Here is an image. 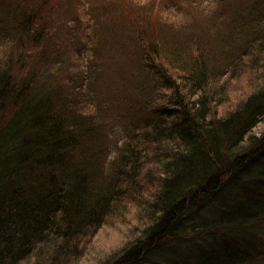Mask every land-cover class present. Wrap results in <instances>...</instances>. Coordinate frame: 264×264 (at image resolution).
<instances>
[{
	"label": "trees",
	"instance_id": "obj_1",
	"mask_svg": "<svg viewBox=\"0 0 264 264\" xmlns=\"http://www.w3.org/2000/svg\"><path fill=\"white\" fill-rule=\"evenodd\" d=\"M72 1L0 0V264H264V0Z\"/></svg>",
	"mask_w": 264,
	"mask_h": 264
},
{
	"label": "rangeland",
	"instance_id": "obj_2",
	"mask_svg": "<svg viewBox=\"0 0 264 264\" xmlns=\"http://www.w3.org/2000/svg\"><path fill=\"white\" fill-rule=\"evenodd\" d=\"M66 1L73 2L72 0H66ZM90 1L91 0H78L80 5L83 6L81 9H84L85 11L87 10L86 8H88ZM141 1L146 2V3L154 2L155 6L160 8L162 5L170 4L172 0H141ZM174 1L181 6L180 10L183 12L182 17L188 14L186 16L187 19L193 20V21L197 19L198 21H200L202 29L208 28L213 24L217 25L216 21H218V23L221 26L220 19L223 16H225L226 17L225 20H228L229 18L228 15L231 13L232 8H234L235 6L234 5L235 0H226V3H228V7H230V9L224 10V13H221L222 7L221 6L217 7V2H216L217 0H174ZM122 2L123 0H105L103 6L106 7V5L108 4L109 8H112L116 4L120 5ZM75 3H72L71 5H75ZM84 14L85 12L82 15ZM173 15H175L176 18L179 17L176 14H173ZM108 17L109 15L107 14L106 18L105 17L101 18L98 24H96V21H94L92 23L93 26L90 30H94V31L98 30V33H99L101 29L102 30L105 29L110 24L109 21H106ZM115 17L117 18V15ZM230 17H231L230 21L232 20H233L232 22L237 21L233 13L230 14ZM184 21H186V19H184ZM220 26H219V29H220ZM87 53L91 54L90 52H87ZM84 55H86V53ZM85 60H86V57H80L78 59V65L82 66ZM111 64H113V61L109 59H103L102 67L104 68L107 74H114V67L110 66ZM74 69L76 70V68ZM132 115L133 114L128 115L126 117L120 116L117 118V120L110 122L109 135H111V137L116 136V135L117 136L121 135V133H123L125 129V125L131 122ZM259 129L260 127L257 128L256 131L257 130L259 131ZM111 156H113V154H111L110 157ZM194 221H198V219H195ZM193 224L195 225V223ZM123 233H124V230L122 227L118 228V227L104 226L94 240L93 251L90 254H88L89 253L88 252L86 256L83 257V259H81L80 264H93L94 259L98 257L100 253L102 252L105 253L110 248H114L120 245V241L122 240Z\"/></svg>",
	"mask_w": 264,
	"mask_h": 264
},
{
	"label": "bare ground",
	"instance_id": "obj_3",
	"mask_svg": "<svg viewBox=\"0 0 264 264\" xmlns=\"http://www.w3.org/2000/svg\"><path fill=\"white\" fill-rule=\"evenodd\" d=\"M203 221H204V218H201V222L203 223Z\"/></svg>",
	"mask_w": 264,
	"mask_h": 264
}]
</instances>
